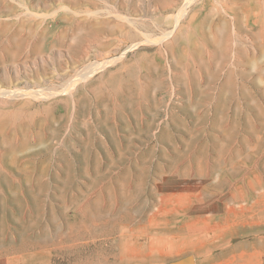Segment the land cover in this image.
Here are the masks:
<instances>
[{
  "label": "rangeland",
  "instance_id": "374dc122",
  "mask_svg": "<svg viewBox=\"0 0 264 264\" xmlns=\"http://www.w3.org/2000/svg\"><path fill=\"white\" fill-rule=\"evenodd\" d=\"M187 1L0 0V264L258 247L264 0Z\"/></svg>",
  "mask_w": 264,
  "mask_h": 264
},
{
  "label": "crops",
  "instance_id": "0c3cea01",
  "mask_svg": "<svg viewBox=\"0 0 264 264\" xmlns=\"http://www.w3.org/2000/svg\"><path fill=\"white\" fill-rule=\"evenodd\" d=\"M231 240L232 239H229L227 241L225 252H223L221 255L217 253V256H212V264H252V258L257 259L260 262V257L262 256L264 249V237L259 238L260 243L258 247L249 242L248 236L245 237L244 231L240 232V238L238 242L231 245ZM216 249L218 252L219 244L217 243ZM259 262L258 264H260Z\"/></svg>",
  "mask_w": 264,
  "mask_h": 264
},
{
  "label": "bare ground",
  "instance_id": "6f19581e",
  "mask_svg": "<svg viewBox=\"0 0 264 264\" xmlns=\"http://www.w3.org/2000/svg\"><path fill=\"white\" fill-rule=\"evenodd\" d=\"M190 2H192V0H190ZM190 2L189 1H187L186 2V4H185V6L182 8L183 10H185L184 8L185 7H187V5H189L190 4ZM183 10L181 11L182 13H183ZM180 12V13H181ZM187 12V11H186ZM184 14V13H183ZM181 15V14H180ZM118 17H120V19H123V20H129V18L128 19H124L123 17H121V15L120 16H118ZM178 23V22H177ZM166 37H167V35H165ZM164 36V37H165ZM171 36V35H170ZM169 36V37H170ZM164 39V38H163ZM159 41H160V39H159ZM163 41V40H162ZM160 43H162L161 41H160ZM5 58V57H4ZM114 60V59H113ZM112 60V61H113ZM105 61H107V60H105ZM110 62V61H109ZM108 62H104V63H90L89 65H86L81 71H80V73H79V76H78V78H77V80H75V83L77 84V83H79V82H81V81H83L88 75H90V74H92V73H94L95 71H97V70H99V69H103L104 67H106V65H108L107 64ZM17 88V87H16ZM20 89V88H19ZM19 89H11V88H8V89H6V88H4L3 86H1L0 85V99L1 98H17V99H19V97H20V99H21V97H22V99H24V98H26V100L30 97H28L27 98V96H28V93H24V92H28L27 90L26 91H22V90H19ZM30 91V90H29ZM36 91V90H35ZM32 92V91H31ZM34 94V93H33ZM36 94V93H35ZM32 95V94H31ZM42 95V94H41ZM40 95V96H41ZM32 98H33V96H31ZM35 98V97H34ZM38 98V97H37ZM41 99H42V96H41ZM31 100V99H30Z\"/></svg>",
  "mask_w": 264,
  "mask_h": 264
}]
</instances>
